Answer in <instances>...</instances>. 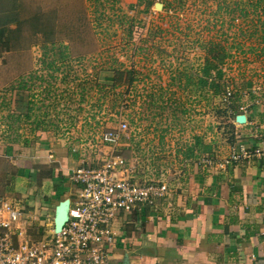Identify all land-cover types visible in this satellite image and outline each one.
Here are the masks:
<instances>
[{"label":"rangeland","instance_id":"rangeland-1","mask_svg":"<svg viewBox=\"0 0 264 264\" xmlns=\"http://www.w3.org/2000/svg\"><path fill=\"white\" fill-rule=\"evenodd\" d=\"M251 1L153 0L146 12L138 0H0V196L20 199L16 185L72 196L69 174L97 163L101 134L121 120L122 156L141 179L187 160L221 167L264 136V20ZM212 43L225 50L210 54ZM161 85L180 89L160 98ZM39 145L62 146L71 168L42 166Z\"/></svg>","mask_w":264,"mask_h":264},{"label":"crops","instance_id":"crops-1","mask_svg":"<svg viewBox=\"0 0 264 264\" xmlns=\"http://www.w3.org/2000/svg\"><path fill=\"white\" fill-rule=\"evenodd\" d=\"M29 101L30 96L19 118L30 117ZM249 136L233 155L264 149V136ZM53 146L46 145L44 151L39 145L42 166L58 163L68 169L66 150ZM215 165L187 160L166 176L171 189L166 200L146 207L142 217L127 218L129 244L122 254L129 255V264H264V159L241 156L223 168ZM24 187L16 185L14 191L33 217L29 226L34 229L40 228L37 220L43 219L45 208L54 220L57 206L70 198L53 192L45 193L47 199L45 194L35 198Z\"/></svg>","mask_w":264,"mask_h":264},{"label":"built area","instance_id":"built-area-1","mask_svg":"<svg viewBox=\"0 0 264 264\" xmlns=\"http://www.w3.org/2000/svg\"><path fill=\"white\" fill-rule=\"evenodd\" d=\"M128 125L121 120L102 133L99 143L103 150H98L97 163L80 165L69 174L74 193L69 198L68 221L60 233H55L46 208L45 227L34 229L29 226L33 217L22 200L0 196V264L125 263L129 258L122 254L129 244L127 218L144 216L146 207L158 205L171 193L163 172L141 179L139 166L122 156ZM241 156L264 159V149H244L220 164L221 168Z\"/></svg>","mask_w":264,"mask_h":264},{"label":"trees","instance_id":"trees-1","mask_svg":"<svg viewBox=\"0 0 264 264\" xmlns=\"http://www.w3.org/2000/svg\"><path fill=\"white\" fill-rule=\"evenodd\" d=\"M152 3H153V0H138L137 6L145 5L146 12H148V10H149L150 6L152 5ZM248 4H249L250 8H252L253 20L255 18H257L259 20V22H261L262 19L264 20V0H252L251 2H248L247 5ZM249 14H250V11H248L247 9L242 11V15H243L244 18H248ZM255 32H257V31H255ZM224 50H225L224 48L220 47L217 44L216 45L213 44V45H211L209 47V53L210 54L215 53V52L219 53L220 51H224ZM213 59L214 60H219L218 55L215 56ZM130 73L133 74L132 71ZM21 88L25 89L27 91L29 90V89L26 88V85H24ZM29 105H30V107L28 109V112L30 113V111L32 110V108H31V105H32L31 99L29 101ZM24 117L25 118H29V115L26 114ZM44 168H47V167H44ZM39 172H40V170H39ZM39 172H38V174H39ZM53 174H54L53 171H50L48 174H42L43 176L38 175V178L39 179H42V178H53V176H54Z\"/></svg>","mask_w":264,"mask_h":264},{"label":"water","instance_id":"water-1","mask_svg":"<svg viewBox=\"0 0 264 264\" xmlns=\"http://www.w3.org/2000/svg\"><path fill=\"white\" fill-rule=\"evenodd\" d=\"M238 123L244 124L246 123L245 116H237L236 118ZM70 200L66 199L62 201L55 210V218H54V230L55 233H60L63 229V226L68 221V212H69ZM124 264H129V260L126 259Z\"/></svg>","mask_w":264,"mask_h":264},{"label":"flooded vegetation","instance_id":"flooded-vegetation-1","mask_svg":"<svg viewBox=\"0 0 264 264\" xmlns=\"http://www.w3.org/2000/svg\"><path fill=\"white\" fill-rule=\"evenodd\" d=\"M173 87V88H172ZM172 87H169L168 85L167 86H164V85H161V86H158V87H156V89H155V92H161V93H159L158 94V96L160 97V98H163L162 97V93L163 92H167L169 89H173V90H178V89H180V87H179V85H175V86H172ZM153 97V96H156V94H151V95H149V97ZM151 101V100H150ZM177 101H178V97H177V99H175V100H172L171 101V107H173L174 109H173V113H174V110H177V115H178V110H179V103H177ZM174 105H175V107H174ZM156 108H158L159 110L158 111H156V113L158 112L159 113V116L164 112V110L166 109L165 108V106H161V103H160V105H156ZM189 111V110H188ZM187 113V111H184L182 114H185V116L186 115H189V114H186ZM162 116V115H161ZM187 117H190V116H187ZM176 118L177 119H180V117L179 116H176ZM190 120V119H189ZM193 152V151H192Z\"/></svg>","mask_w":264,"mask_h":264}]
</instances>
